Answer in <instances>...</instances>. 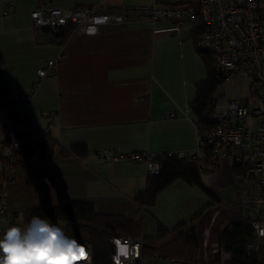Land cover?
Wrapping results in <instances>:
<instances>
[{
    "label": "crops",
    "instance_id": "crops-1",
    "mask_svg": "<svg viewBox=\"0 0 264 264\" xmlns=\"http://www.w3.org/2000/svg\"><path fill=\"white\" fill-rule=\"evenodd\" d=\"M99 1L50 0L66 7ZM32 6L33 0H0V125L7 122L9 99L25 92L36 69L62 52L65 57L57 73L43 80L32 105L38 123L50 126L55 144L30 151L26 164L16 168L6 184L8 213L25 227L26 210L87 201L98 212L139 218L141 235L147 236L154 235L159 224L173 227L190 221L196 210L215 197L216 204L197 222L199 264H223L215 258L216 253L222 260L226 257L223 229L243 219L239 180L228 159L202 173V183L212 195L177 179L158 193L154 205L143 207L133 196L146 186V163L105 158L116 151L160 154L196 149L198 129L190 102L196 83L205 80L208 71L195 37L185 28L179 34L167 31L174 21L161 19L156 29L143 21L109 23L96 34L44 43L31 25ZM249 79V93L234 99L252 94L253 80ZM237 82L242 84V80ZM220 94L218 102L232 98L224 90ZM43 110L49 115L44 116ZM254 124L248 120L246 126ZM75 143L85 144L89 153L84 157L69 154Z\"/></svg>",
    "mask_w": 264,
    "mask_h": 264
},
{
    "label": "built area",
    "instance_id": "built-area-1",
    "mask_svg": "<svg viewBox=\"0 0 264 264\" xmlns=\"http://www.w3.org/2000/svg\"><path fill=\"white\" fill-rule=\"evenodd\" d=\"M107 1L66 7L52 4L50 0H33L29 17L36 38L44 43L59 41L62 38L57 33L68 26L73 27L70 35L96 34L103 25L112 22L144 21L156 29L159 20L168 19L174 24L167 31L179 34L182 28L187 29L195 37L197 47L213 55L216 78L226 83L234 74L244 73L252 78L253 88L247 98L226 97L215 102L212 115L217 122L203 135L197 136L195 150L179 149L160 154L134 151L114 153L105 158L145 162L149 175L160 172L159 157L162 154L190 162L203 158L207 152L212 160L210 164L200 161L202 172L215 169L219 161L228 159L233 167H241L236 175L240 185V206L243 217L250 220L260 243L264 239V16L259 11L258 1L150 0L115 4ZM64 57L65 54L60 52L47 59L36 69L28 89L12 96L7 104V122L0 125V236L10 226L22 227L18 217L8 213L6 184L14 178L16 168L23 161L18 153L39 149L51 137L50 126L38 123L32 101L43 80L57 73ZM42 114L48 116L49 111L43 110ZM169 114L175 116L174 112ZM193 120L196 125L194 116ZM248 120L255 124L246 126ZM141 238L116 237L115 241L128 244L130 252L135 248V254L127 260L120 257L121 264H176L173 260L161 258L144 259ZM82 245L90 250L93 264L92 245ZM116 251L114 242V257Z\"/></svg>",
    "mask_w": 264,
    "mask_h": 264
},
{
    "label": "trees",
    "instance_id": "trees-1",
    "mask_svg": "<svg viewBox=\"0 0 264 264\" xmlns=\"http://www.w3.org/2000/svg\"><path fill=\"white\" fill-rule=\"evenodd\" d=\"M148 0L147 2H149ZM259 11L263 13L264 0H257ZM264 16V15H263ZM73 27L57 33L60 38H67ZM195 35V34H194ZM204 57L207 67V78L196 83V95L190 102V108L197 124L198 135L216 124L213 117L215 102L220 94L224 81L215 77L213 73V55L198 48ZM10 101V99H9ZM8 101V102H9ZM55 140L51 137L43 147L54 146ZM18 153L26 164L30 151ZM208 151V150H207ZM66 155L67 151H63ZM69 154L84 157L89 153L85 144L75 143L70 147ZM161 171L149 175L144 189L138 190L133 198L143 207L155 204L158 193L177 179H183L191 185L204 187L201 176L200 161L211 163L210 154L205 152L203 158L194 161L179 160L162 154L159 157ZM241 167L234 166V173L238 175ZM213 170V169H210ZM2 171H0V183ZM212 195V194H211ZM215 197L196 210L190 221H179L173 227L159 224L154 235H141V220L119 213H103L95 209L94 204L87 201H66L60 206L26 210L24 213L27 225L34 216L47 219L50 223L64 228L65 232L75 238L80 244H91L93 247V264H114V242L118 236L142 237V257L144 259L173 260L176 264H199L201 257V243L198 237L197 222L209 207L216 203ZM222 248L226 257L216 253V261L223 264H264V239L258 243L256 234L248 218L231 222L223 229Z\"/></svg>",
    "mask_w": 264,
    "mask_h": 264
},
{
    "label": "clouds",
    "instance_id": "clouds-1",
    "mask_svg": "<svg viewBox=\"0 0 264 264\" xmlns=\"http://www.w3.org/2000/svg\"><path fill=\"white\" fill-rule=\"evenodd\" d=\"M117 245L116 264L135 254L127 243ZM0 264H92L91 252L63 227L34 216L25 226H10L0 236Z\"/></svg>",
    "mask_w": 264,
    "mask_h": 264
},
{
    "label": "rangeland",
    "instance_id": "rangeland-1",
    "mask_svg": "<svg viewBox=\"0 0 264 264\" xmlns=\"http://www.w3.org/2000/svg\"><path fill=\"white\" fill-rule=\"evenodd\" d=\"M112 23L116 24L115 22H112ZM143 23H145V22L143 21ZM249 78L250 77L245 76L244 74L236 73V74H234V76H232L227 81V87H226V85H224L225 83H223V85L221 86V90L226 91L225 96L226 95L229 96V97L231 96L232 98H237V96L242 95V94H248L249 93L248 92L249 88L247 86V83L250 80ZM237 80H242V84L237 82ZM242 86H243V89H242ZM33 101H34V99H33ZM33 101H32V105H33Z\"/></svg>",
    "mask_w": 264,
    "mask_h": 264
},
{
    "label": "bare ground",
    "instance_id": "bare-ground-1",
    "mask_svg": "<svg viewBox=\"0 0 264 264\" xmlns=\"http://www.w3.org/2000/svg\"><path fill=\"white\" fill-rule=\"evenodd\" d=\"M131 152H134V151H131ZM172 152H174V151H172ZM116 153H117V154H122L121 152H117V151H116ZM129 153H130V152H129ZM169 157H174V156H169ZM117 160H122V159H117Z\"/></svg>",
    "mask_w": 264,
    "mask_h": 264
}]
</instances>
